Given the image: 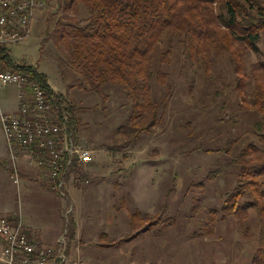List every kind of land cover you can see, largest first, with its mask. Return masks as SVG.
I'll return each mask as SVG.
<instances>
[{"label":"rangeland","instance_id":"rangeland-1","mask_svg":"<svg viewBox=\"0 0 264 264\" xmlns=\"http://www.w3.org/2000/svg\"><path fill=\"white\" fill-rule=\"evenodd\" d=\"M44 1L45 5L36 13L31 35L9 48L17 64L37 67L47 74L53 85L64 88L67 103L74 106L79 119L78 129L74 131L76 143L92 150L93 160L97 151L100 156L105 154L102 165L115 170L114 175L118 180L119 172L124 173L123 180H126L129 170L134 169V179L139 178L138 170L142 169L155 174L151 183L155 188L158 186L156 182H163L160 185L162 190L153 192L152 189H145L144 192L147 191L149 196L156 194L157 197L167 193L165 197L169 199V208L161 217L165 214L164 219L175 220L181 228L187 229L185 233L181 230L182 234L174 240L184 246V251L173 252V258H177L176 264H253L259 234L255 216L244 226L231 218L218 223L212 221L217 227L212 234L208 227L203 229L205 222L208 225L211 211H219L225 194L237 186L239 167L232 158L247 144L256 141L253 129L260 119L254 109L245 107L248 102H244L239 94L235 68L230 58L223 56L217 59L213 73L207 75L201 63L184 57V47L178 39L166 38L156 50L153 69L155 72L161 69L167 75V83H154L153 98L161 102L171 93V100L163 105L161 122L154 131L143 133L137 140L124 142L119 139L118 130L128 122L130 101L118 87L107 88L110 99L105 105L97 93L78 88L77 85L83 82L81 75L70 66L68 53L51 35L58 19L63 17V6L67 1ZM80 13L81 17L87 16L85 8ZM170 47L173 50L170 63H160L161 54ZM261 48V58L264 60V43H261ZM257 58L252 52L248 53L246 65L256 62ZM252 90L251 82L247 90L248 100ZM5 92H2L3 98ZM234 139L238 143L228 153V145ZM14 155L17 158L16 150ZM13 163V175L15 166L19 174L16 159ZM90 176L93 180L97 179V176ZM75 177L70 173L67 179L65 177V182ZM134 179L126 182L133 183ZM120 186L111 185L113 194L121 190ZM14 190L15 208L24 216L31 208L32 198L26 195L23 184L15 186ZM51 191L61 197L60 191L53 189V183ZM131 194L135 198L133 191ZM129 209L134 211L133 208ZM195 236L202 238L195 240ZM199 241L206 248L203 245L196 250L186 247V243ZM164 251H160V259L155 264H164L169 259L168 256L163 258Z\"/></svg>","mask_w":264,"mask_h":264},{"label":"trees","instance_id":"trees-1","mask_svg":"<svg viewBox=\"0 0 264 264\" xmlns=\"http://www.w3.org/2000/svg\"><path fill=\"white\" fill-rule=\"evenodd\" d=\"M66 1L63 17L51 35L68 53L70 66L81 75L83 82L78 88L97 93L104 105L110 99L108 87H118L125 93L131 107L127 124L118 130L124 142L154 131L161 122L163 105L171 100V93L161 102L153 98L154 83H167V75L153 69L156 50L166 38L178 39L184 47V57L201 63L207 75L213 73L217 59L230 58L239 94L248 102L245 107L254 109L260 119L253 129L256 141L232 158L239 167L237 186L225 194L219 211H211L203 229L208 227L213 233L217 227L212 221L231 218L244 226L255 216L259 234L253 264H264V0ZM82 8L87 10L85 17L80 15ZM250 52L258 58L247 66ZM172 54L170 47L161 54L160 63H170ZM0 68L26 74L40 84L51 105H63L71 130L78 129L74 107L53 90L48 76L37 67L17 64L8 49L0 47ZM251 82L253 90L248 100ZM237 143L236 139L229 143L227 152H232ZM166 209L162 207L156 214L146 216L148 228L173 225L171 219H164L165 214L161 217Z\"/></svg>","mask_w":264,"mask_h":264},{"label":"crops","instance_id":"crops-1","mask_svg":"<svg viewBox=\"0 0 264 264\" xmlns=\"http://www.w3.org/2000/svg\"><path fill=\"white\" fill-rule=\"evenodd\" d=\"M7 49L11 55L10 48ZM38 71L43 73L39 69ZM49 84L57 94L65 95L64 88L53 85L50 79ZM5 90V97L1 94V99L6 112L19 113L22 100L31 107L34 106L30 88L21 89L16 85L6 84L2 92ZM59 108L63 109V105ZM52 116L57 121L59 113L55 112ZM15 150L19 184L13 179L14 163L0 122V220L8 218L14 222L22 217L24 231L30 241L47 252L46 264H155L160 259L158 257L162 249L165 250L163 258L169 257L164 264H176L177 258H173V252L184 251V246L174 240L184 229L175 220H171L173 225L159 224L148 228L146 220L147 215L156 214L162 207L169 208V199L165 197L167 193L160 197L146 193L151 189L153 192L161 189L163 182H156L157 188L151 184L155 174L140 169L139 178L134 179V169L129 170L126 180H123L124 173L119 172L118 180L114 175L115 170L103 167L105 154L100 156L97 151L92 164L76 162L70 168L66 179L70 173L76 177L72 181L66 180L63 190L66 188L67 193L64 191L65 194L59 197L51 191L50 155L30 147L17 146ZM90 175L97 176V179L93 180ZM129 179H134L135 182H126ZM22 184L26 195L32 198L31 208L24 216L15 208L14 188ZM119 184L121 190L113 194L114 185ZM131 191L135 198H132ZM18 215L19 218L16 219ZM185 230L183 233L187 232ZM200 238L202 237L195 236V240ZM205 242L206 240L204 244ZM204 244L200 241L195 244L186 243V247L196 250L199 245L206 248ZM5 246V240L0 237V264H7L4 260Z\"/></svg>","mask_w":264,"mask_h":264},{"label":"built area","instance_id":"built-area-1","mask_svg":"<svg viewBox=\"0 0 264 264\" xmlns=\"http://www.w3.org/2000/svg\"><path fill=\"white\" fill-rule=\"evenodd\" d=\"M44 5V0H0V47L9 48L10 45L27 39L32 33L36 13ZM6 84H13L21 89L30 88L34 106L31 107L22 100L19 113L6 112L1 99L2 89ZM20 97L23 99L22 95ZM61 109L49 103L45 89L29 76L0 68V122L12 159H16L14 151L17 146L47 152L51 157L53 188L64 195L67 172L76 162L84 165L91 163L93 151L76 143L75 132L69 125V116ZM55 112L59 113L57 121L52 116ZM13 179L19 184L16 166ZM0 237L6 242L4 260L7 264L47 263V252L30 241L24 231L22 217L14 222L2 218Z\"/></svg>","mask_w":264,"mask_h":264}]
</instances>
